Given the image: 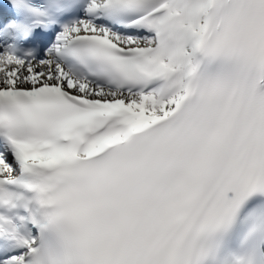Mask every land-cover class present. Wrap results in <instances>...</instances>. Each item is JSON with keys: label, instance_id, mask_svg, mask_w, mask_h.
Masks as SVG:
<instances>
[{"label": "snow or ice", "instance_id": "6c2138e0", "mask_svg": "<svg viewBox=\"0 0 264 264\" xmlns=\"http://www.w3.org/2000/svg\"><path fill=\"white\" fill-rule=\"evenodd\" d=\"M0 264H264V0H0Z\"/></svg>", "mask_w": 264, "mask_h": 264}]
</instances>
